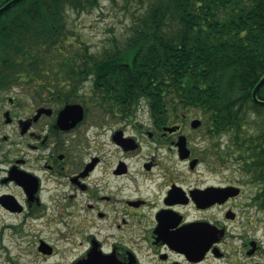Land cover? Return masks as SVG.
I'll return each mask as SVG.
<instances>
[{
	"label": "flooded vegetation",
	"instance_id": "af4514ba",
	"mask_svg": "<svg viewBox=\"0 0 264 264\" xmlns=\"http://www.w3.org/2000/svg\"><path fill=\"white\" fill-rule=\"evenodd\" d=\"M8 100L3 125L15 129L12 138L8 134L0 137V184L15 191L0 193V197L8 195L0 199V207L10 215H23V219L47 218L44 223L54 221L61 225L62 233L66 229L69 234L81 211L85 212L84 240L75 244V239L60 234L66 246H73L71 253L78 250L67 264H215V259H227L225 264H251L221 248L229 238L241 241L246 256H264L263 184L247 175H243L245 181L229 177L212 182L203 178V172L197 173L203 160L210 158L203 159L192 148L190 157H181L179 139L189 138L185 112L171 125H157L150 115L146 125L138 122L136 112L123 118L118 111L113 114L84 105L83 117L76 121L72 115L60 118L67 103L61 104L54 96L36 97L34 103L24 102L21 107L16 98ZM172 126H177L175 131L166 129ZM104 135L108 141L98 143L97 138ZM152 148L156 150L153 155ZM161 149L168 150V155L161 156L168 165L155 161ZM194 158L198 160L191 167ZM176 165L179 168L174 171ZM211 186L232 187L233 194L223 200L198 201L196 193ZM246 192L251 196L243 203L240 197ZM48 198L59 208L51 211L54 219L51 213L44 215L51 207ZM221 206L225 207L224 221L213 218ZM204 223L211 226L204 231L208 234L206 248L199 242ZM6 227L22 233L21 225ZM38 251L45 257L60 252L43 239ZM255 264L263 263L256 260Z\"/></svg>",
	"mask_w": 264,
	"mask_h": 264
},
{
	"label": "trees",
	"instance_id": "16d2710c",
	"mask_svg": "<svg viewBox=\"0 0 264 264\" xmlns=\"http://www.w3.org/2000/svg\"><path fill=\"white\" fill-rule=\"evenodd\" d=\"M139 3L125 37L96 51L79 40L69 14L100 0L13 3L0 14V98L21 86L34 98L123 118L147 103L157 125L176 122L180 111L200 113L203 157L236 159L264 186V104L252 94L264 76V0ZM257 94L264 99V84Z\"/></svg>",
	"mask_w": 264,
	"mask_h": 264
},
{
	"label": "rangeland",
	"instance_id": "374dc122",
	"mask_svg": "<svg viewBox=\"0 0 264 264\" xmlns=\"http://www.w3.org/2000/svg\"><path fill=\"white\" fill-rule=\"evenodd\" d=\"M138 5H140L139 0H100V5L94 7L91 10L84 11L81 14L71 12L69 14V22L71 26L77 28L79 40L89 45L91 50L96 51L109 45L113 37L119 39H121V37H125V35L129 32V26L132 22V14L135 10L138 9ZM88 87L89 84L86 89H88ZM10 97L16 98L18 100L17 105L19 107H21L24 102H28V104H31L35 101V98L31 95V93L26 91L25 88H22L21 86H16L15 88L4 94L2 98H0V137L2 135L8 134L9 137L12 138V135L14 134L15 127L13 125H3V108L10 107V102L8 100ZM18 106H16L15 108L18 109ZM148 109L149 107L146 103L145 107H140L137 111V120L141 124L144 123L148 125L151 122L149 120L151 114L149 113ZM201 116L202 115L200 113L197 114L195 112H192V116L190 117L187 125L189 133V147H194V149L197 150H195L197 154L199 153V149H201V147L203 148L204 145L208 143V141L203 137V131H196L191 128L190 121L192 118H201ZM141 136L143 137V139H147L145 136ZM226 139H228V137L222 136V148L226 144ZM101 140L102 142L108 141L107 136L104 135L101 136V138H97L98 143H100ZM10 141L12 140H7L8 143L6 142L4 146L8 147ZM147 141L148 140H146V142ZM153 148L151 150V155L156 152V150H154ZM110 149L111 147L107 143L106 152L108 153V155L112 154ZM143 153L144 152H141L140 155H142ZM166 155H168V150H159L155 154V161H164L168 165V160H164L163 158H161V156ZM213 157H211L207 161L203 160V164L200 166V170L197 171V173L203 172V178L205 180H209L212 182H224L227 181L229 177L234 178L237 182L246 180V177L243 176L245 175V173L241 170L240 165L236 161V159H227L226 162L221 163L217 158ZM178 168L179 166L176 165L174 166L173 170H178ZM211 171H215L217 174L215 176L213 174H208ZM7 189L15 191L12 186L7 187L0 184V193ZM250 196L251 194L246 192L242 197H240V201L245 203ZM48 202L51 207L44 215H49V213H51L53 209H59L55 206H52L53 204L52 202H50L49 198ZM224 208V206L217 207L213 218L220 221L226 220L224 216ZM240 212L241 218H243L242 211ZM55 217V213H51L50 218L54 219ZM84 217L87 219L85 212L81 211V219L79 217L77 218L79 220H77V224H75V227L73 226V229L71 227V234H69L66 229L64 230V233H62L61 225H59L58 227V223L54 221H52L51 223H44L47 218L42 219V217H40L34 219H23V215H10L0 207V264H55L56 262L67 264L71 257L78 253V250H74L71 253L70 249H72L73 246H66V243L60 237V234L65 238L70 236L71 240L75 239V244L78 241L84 240L82 237L86 236L85 226L87 224V222L84 221ZM244 217L246 218V214L244 215ZM10 223L21 225L20 230H22V233L20 235L15 234L13 230L7 228L6 226ZM40 239L50 242L52 245L56 246L57 250H59L60 252L58 254L45 257L38 251V244ZM240 245L241 241L238 240V238H229L227 239V241L221 244V248L229 256H234L236 260L248 261L251 264H255L256 260H261V262L264 264V256H261L259 254L254 258L248 257L244 254V250H241ZM62 253L64 254L63 258ZM226 260L227 259H215L213 261L215 262V264H225ZM235 263L238 264L237 262Z\"/></svg>",
	"mask_w": 264,
	"mask_h": 264
},
{
	"label": "water",
	"instance_id": "95a60500",
	"mask_svg": "<svg viewBox=\"0 0 264 264\" xmlns=\"http://www.w3.org/2000/svg\"><path fill=\"white\" fill-rule=\"evenodd\" d=\"M19 0H10L8 3H6L5 5H3L2 7H0V14L7 10L13 3H16L18 2ZM264 76L260 79V81L257 83V85L255 86L254 90H253V98H254V101L257 102V103H260V104H264V99H261L259 96H258V90L259 88L264 84ZM83 114H84V106L81 104V103H67L62 111H61V115H60V118L61 117H64V116H67V115H72V116H75L76 118V121L80 120L82 117H83ZM6 116H9L8 115V112H7V115ZM9 121V119H8ZM202 123L201 119L199 118H195L191 125L193 128H196L198 126H200ZM168 130L170 131H173L175 130L174 127H172L171 129L168 128ZM178 145H179V150H180V155L181 157L185 158V157H188L190 155V149L189 147L187 146V139L185 136H182V138H180L179 142H178ZM197 163V159H194L192 162H191V167H194L195 164ZM18 182H21L20 179H17ZM231 188L232 187H216V186H211L207 189H205L204 191H199L196 193V198L198 201H204L206 199H219V200H223L225 198H227L229 195L233 194L232 191H231ZM238 189V188H236ZM239 191V189H238ZM8 198V195H3L0 197V199H3V198ZM210 225L208 224H202V231H203V234L200 238V241L201 242L200 244H203L204 245V248H206L208 242H207V239H206V236L208 234H206L204 231L205 230H208L210 229ZM188 251H190L191 249L187 248ZM201 251V250H200Z\"/></svg>",
	"mask_w": 264,
	"mask_h": 264
}]
</instances>
